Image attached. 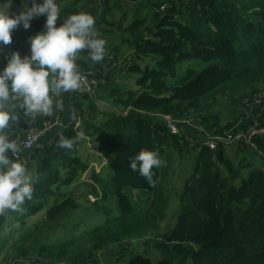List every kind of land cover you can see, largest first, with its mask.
Wrapping results in <instances>:
<instances>
[{
  "label": "trees",
  "instance_id": "obj_1",
  "mask_svg": "<svg viewBox=\"0 0 264 264\" xmlns=\"http://www.w3.org/2000/svg\"><path fill=\"white\" fill-rule=\"evenodd\" d=\"M146 1L153 6L150 23L147 17L133 14L125 26L126 41L140 32L147 34L130 45L119 67L137 74L134 86H119L104 77L106 83L99 86L98 94L108 104L100 120L86 114L95 107L97 94L85 95L86 110L82 102L75 105L77 125L69 124L48 143L30 150L32 198L25 200L21 211L6 213L22 225L43 209L48 223L65 209L77 207L68 187L88 167L77 146L82 136H89L96 150L109 156L108 173L93 170L90 175L100 192L96 186L89 192L102 202L114 198L116 211L110 214L112 208L102 203L97 210L104 217L97 224L51 240L34 235L30 251L35 264H264V133L252 137L253 147L220 141L209 148L199 142L189 145L184 135L169 133L163 118H194L215 101L229 100L242 90L250 96L258 93L259 85H264V0ZM82 2L72 0L62 7L60 19L80 12ZM112 8L120 10L113 0H103L98 21L108 23ZM43 21L44 17L35 19L34 25ZM112 50L116 58L117 45ZM246 108L223 124L212 113L204 114L200 123L225 139L254 125L264 128V101L245 113ZM59 135L76 140L72 150L57 147ZM169 142L176 149L199 147L178 193L181 211L170 228L151 238L152 257L125 253L120 241L130 244L134 234H155L149 229L155 228L166 207L156 197L132 201L128 188L155 191L160 169H153L154 183L149 186L129 168V161L141 149L155 150L161 158ZM240 150L248 152L249 159L241 155L234 163V151ZM5 218L0 215V230Z\"/></svg>",
  "mask_w": 264,
  "mask_h": 264
},
{
  "label": "clouds",
  "instance_id": "obj_2",
  "mask_svg": "<svg viewBox=\"0 0 264 264\" xmlns=\"http://www.w3.org/2000/svg\"><path fill=\"white\" fill-rule=\"evenodd\" d=\"M44 17L41 30L27 37L28 53L5 51L12 43V31L17 26L28 30L33 19ZM60 21L58 24L57 21ZM95 18L78 12L60 19L56 0H31L24 10L0 13V57L6 61L0 67V215L19 212L33 193V177L26 161L19 157L21 148L10 139L6 129L16 123L17 108L30 120L51 116L53 105L63 110V102L49 95L76 91L84 85L76 61L82 50L96 63L105 57V39L94 27ZM75 139L59 135L57 147L72 150ZM165 164L155 150L141 149L129 161V168L152 186L154 168Z\"/></svg>",
  "mask_w": 264,
  "mask_h": 264
},
{
  "label": "rangeland",
  "instance_id": "obj_3",
  "mask_svg": "<svg viewBox=\"0 0 264 264\" xmlns=\"http://www.w3.org/2000/svg\"><path fill=\"white\" fill-rule=\"evenodd\" d=\"M128 2L129 1H124V3H122V12L125 20L127 19L126 22H129L132 19L131 17L133 16V14H136L139 17H147L148 23H150L149 17L153 12V6H151L149 2L147 3L151 6V9L149 8V5L148 7L142 6L141 2L130 4ZM129 14L131 15L128 18ZM38 27L39 26L33 25L32 28L37 31ZM144 33L145 35L147 34L146 31ZM116 41L118 40H115L112 43L117 44L120 53H122L123 51H130V45L132 44L131 41L130 43L123 40H121L119 43ZM126 56H128V54H126L125 57ZM131 75L132 77L122 78V80H124L122 86L131 87L132 84L134 86V79L137 74L132 73ZM249 96L250 95L247 94L245 90H242L241 93L233 94V97L229 100L224 101L221 99L219 101H215L213 105L209 107V110L202 111L199 116L194 118L198 119L203 117L204 114L212 113L216 117L215 120L223 124L226 121L232 119L234 114H239L243 109V106L247 107L244 111L245 113L250 111V109H248L250 108V106H255L251 101L249 102L250 105H247ZM256 96L260 98L256 102L264 101V85H259L258 93L254 95V98ZM230 106H232L234 109H229ZM103 107L106 108L105 105H103ZM87 115L90 116V113ZM104 117L105 116H103V114H100L96 118L102 119ZM210 122H214L213 119H211ZM194 132L195 129L193 128L187 130V134L189 135L187 144L189 145L195 144L194 140L189 139V137L191 136L192 138H197V135H194ZM189 145L183 146L182 149H176L172 146V143L169 142L165 146L163 155L161 157V159L165 161V164L159 167V183L155 191H148L140 188H128L127 192L132 201H150L151 199H153V197H156L161 203L165 204L166 207L163 211V216L157 219L155 228L149 229V231H153L155 234H149L150 232H148L147 234H134V238L130 241V244L128 240H126V242L120 241L121 243H123L122 245L124 246L125 253H129V251H137L145 253L152 257L154 251L152 249L153 242L151 241V238L159 235L156 233H162L173 225L177 215L181 211L178 206V193L182 188L184 179L189 175L190 171L193 168L194 158L199 148L197 146L191 147ZM231 151L233 150H230L228 152L229 155H232ZM234 152V163L238 161L241 155H245V157L249 159V153L246 151L240 150ZM95 161L98 162H96V164L92 166L88 165L86 171H84V173L68 187L74 192L77 198V207L65 209L63 213L59 217H57L56 220L49 221L47 223L44 217V210L42 209L36 215L27 218L25 220V223L20 225V223L12 221L8 217V214L5 213L6 218L3 227L0 230V264H35L36 262L33 259V257L35 256L30 251L32 243L35 242L33 241V239H31L34 235H38L41 240H51L57 237H68L71 233L77 232L85 228L86 226H91L95 223L97 224L101 221L103 216L102 214H100L101 212L97 210V207L102 203L107 204L110 208H112V212L110 214L115 213L116 200L114 198H110L109 200L107 199L102 202L97 199V195H95L91 191L89 192L92 186H96L94 180L92 183V178L90 177L91 172L95 170L94 167L97 169L96 172L100 175H102L101 171H103L105 168V166H103L102 164L104 163L103 157H99ZM255 165L257 166L259 165V163L256 161ZM96 190H98V188ZM98 192L100 191L98 190ZM76 224H79V226L73 227V225ZM80 245H83V243L80 242ZM102 252H100V255L102 254Z\"/></svg>",
  "mask_w": 264,
  "mask_h": 264
},
{
  "label": "crops",
  "instance_id": "obj_4",
  "mask_svg": "<svg viewBox=\"0 0 264 264\" xmlns=\"http://www.w3.org/2000/svg\"><path fill=\"white\" fill-rule=\"evenodd\" d=\"M71 1L72 0H56V3L59 9H61L62 7L69 5ZM113 1L120 6V10L116 11V9L113 8L110 9L109 13L106 16L108 23H103L98 21L99 13L103 10V0H83V2L80 4L79 6L80 12H86L94 16L95 18L94 27L97 30L99 36L105 39L106 41L105 44L106 54L103 60L94 63L88 58L87 50H82L80 53V58L76 61V64H80V65L82 64L83 67L89 68L96 76L102 78L105 81V83L106 80L111 79V81L114 84H118L119 86H122V84L124 83V80H122V78L132 77L130 73L121 71L119 68L122 62V60L120 59H123L125 55L128 54V51H123L122 53L118 51L119 53L117 54V57L114 58L115 51L112 50V45H117L112 42H114L115 40H118L116 41L118 43L121 40L126 41V38L128 37V34L125 30V26L129 22H126L127 19L125 20L123 16L122 3H124V1H129L128 2L129 4L141 2V5L146 7H148V3L146 0H113ZM28 6H29L28 0H0V13L3 14H8L12 12L18 13L19 11L24 10ZM120 12H122V16H123L122 20L120 17ZM130 15L131 14L128 15V18L130 17ZM34 20L35 19H33V21L31 22V27L28 30L23 29L22 26H17L12 31V36L17 37L19 39V43L16 44V47L7 48L5 50L6 52L9 50H19L22 55L28 53L29 49L27 44V37L29 35H34L37 31L41 30L43 25L42 23L38 27V30L35 31L32 28L34 25ZM57 23L59 24L60 21H57ZM140 35H144V32L142 33L140 32L139 35L135 34L130 36L131 43L134 44L137 41L138 37H140ZM5 62L6 61H4L2 57H0V67H3ZM104 77L106 78V80ZM100 90L101 87L98 89V92H100ZM49 95L53 98L54 101L59 99L63 102V110H60L61 124L59 128H53L52 130L42 135L35 146H40L48 143L54 137V135L60 131V129H63L69 124L74 123L75 125H77L79 121V114H78L79 111L75 105H78L79 103L82 102V108L84 107V109L86 110V106H87L86 97H85L86 94L83 91V87H81V89H78L76 91L61 93L58 96L52 94L51 92L49 93ZM94 103H95V107L92 109H87L86 114L90 113V117H92L95 120L100 119V118H96L100 114L106 116L107 113L103 105L107 106L108 102H106L105 99H103L101 95L97 93V98L94 100ZM229 109H234V108L230 106ZM15 114L18 116V121L16 123H12L10 121L9 122L10 127L5 130L10 139L13 136H20V137L23 136L24 129L29 126V123L33 122L34 124L40 125L42 121L45 118H47V116L45 115V116H38L35 120H30L29 117L24 116L23 110L19 108L15 110ZM235 115L236 114H234V116ZM29 152L30 150L23 151L21 153V159L26 161V167L30 171L31 175H33V170L30 168L31 163L29 159H27ZM77 153L84 161L86 162L88 161L89 166L95 165L96 162H98L95 160H97V158L99 157H103L104 163L102 164L103 166H105V168L101 172L102 175L108 173L107 163L109 160V156L107 154L98 152L96 150L95 141L92 140L89 136L81 137L80 142L77 146ZM94 169H95L94 171L96 172L97 169L95 167Z\"/></svg>",
  "mask_w": 264,
  "mask_h": 264
},
{
  "label": "built area",
  "instance_id": "obj_5",
  "mask_svg": "<svg viewBox=\"0 0 264 264\" xmlns=\"http://www.w3.org/2000/svg\"><path fill=\"white\" fill-rule=\"evenodd\" d=\"M163 8V6L161 7ZM19 39L17 37L12 36V43L18 44ZM78 70L80 74L84 77V85L83 91L88 96L93 98L98 93L99 86L104 83V80L100 78L99 76H96L89 68L83 67L80 64H77ZM257 94V93H255ZM251 95L248 97V104L250 105V101L254 103V105L259 104L260 102H256L259 100V97H255L254 95ZM263 97V96H262ZM261 97V99H262ZM253 106H250V109ZM53 114L51 116H47L40 126H28L24 129V135L23 136H13L11 139L14 140L17 145L21 148L20 153L18 154L21 158V153L23 151L31 150L36 143L38 142L39 138L44 135L46 132L52 130L53 128H59L61 124L60 119V109H57L55 107V103L53 105ZM167 126V130L171 134L175 135H184L185 138L188 139L187 130L193 128L195 129L194 135H197V138L189 137V139L194 140L196 143L204 144L208 146L209 148H214L220 141H226L230 145L234 144V146H248L253 147V144L251 142L252 137L255 134H262L264 133L263 127H257L252 126L245 132H239L235 134L234 136L228 135L227 138H222L220 136H214L212 135L202 124H200L201 120L200 118L195 119L193 117H187L184 119L174 120L170 119L168 116L163 117Z\"/></svg>",
  "mask_w": 264,
  "mask_h": 264
},
{
  "label": "water",
  "instance_id": "obj_6",
  "mask_svg": "<svg viewBox=\"0 0 264 264\" xmlns=\"http://www.w3.org/2000/svg\"><path fill=\"white\" fill-rule=\"evenodd\" d=\"M5 47V50L7 49V48H9V47H16V44H14V45H11V46H4Z\"/></svg>",
  "mask_w": 264,
  "mask_h": 264
}]
</instances>
